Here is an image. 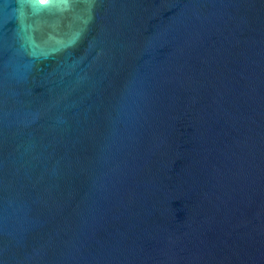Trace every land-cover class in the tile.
Instances as JSON below:
<instances>
[{"label":"water","instance_id":"1","mask_svg":"<svg viewBox=\"0 0 264 264\" xmlns=\"http://www.w3.org/2000/svg\"><path fill=\"white\" fill-rule=\"evenodd\" d=\"M0 264H264V0H0Z\"/></svg>","mask_w":264,"mask_h":264}]
</instances>
